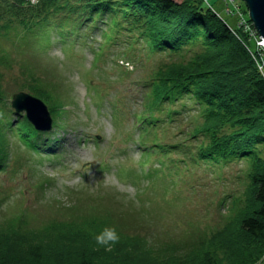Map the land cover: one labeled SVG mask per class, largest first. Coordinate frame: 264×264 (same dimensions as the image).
<instances>
[{"label": "rangeland", "instance_id": "obj_1", "mask_svg": "<svg viewBox=\"0 0 264 264\" xmlns=\"http://www.w3.org/2000/svg\"><path fill=\"white\" fill-rule=\"evenodd\" d=\"M2 1L0 10L14 8ZM204 1L232 31L249 38L248 50L264 76V44H259L264 37L245 3ZM35 3L22 0L16 7L25 11ZM20 17L27 20L25 14ZM96 17L98 25H79L66 37L46 22L32 26L30 34L14 26L15 17L0 21V121L14 125L0 141L6 163L0 171V255L23 257L41 243L24 234L93 220L108 223L129 240L137 236L152 248L169 245L181 251L220 230L246 206L250 163L198 159L205 139L193 136L202 118L191 101L164 104L142 122L150 89L145 81L169 57L149 52L138 35L112 28L107 15ZM20 91L48 106L51 131H38L25 110L13 108L12 97ZM55 104L59 108L53 111ZM16 127L41 135V144H52L50 153L25 148ZM59 238L67 239L44 237L45 251L57 254L62 264H76L71 255L77 249L64 247ZM142 253L134 241L117 243L111 256L128 264H162L156 255Z\"/></svg>", "mask_w": 264, "mask_h": 264}, {"label": "trees", "instance_id": "obj_2", "mask_svg": "<svg viewBox=\"0 0 264 264\" xmlns=\"http://www.w3.org/2000/svg\"><path fill=\"white\" fill-rule=\"evenodd\" d=\"M5 2L8 6L13 4L14 8L0 10V21L15 17L14 26H23L25 33H35L31 27L46 22L63 36L78 32L79 25L99 20L98 14L107 15L112 28L118 32L124 30L138 35L149 52L169 57L158 65L153 77L145 81L150 89L142 122L164 104L191 101L202 118V122L194 126L193 136L201 135L205 139L197 152L198 159L250 163L246 206L233 212L228 222L208 238L204 236L178 251L169 245L152 248L144 244V239L131 236L133 239L129 240L117 230L120 238L124 236L118 243L138 242L142 254L156 255L162 264H256L264 255V76L248 50L249 38L240 30L232 31L204 0H38L26 6L28 12L16 7L22 6V0ZM22 14L27 20L20 17ZM32 19L38 22L31 25ZM69 24L76 27L72 29ZM58 106L53 105V111L58 110ZM186 106V102L182 104ZM177 114L171 112L169 116ZM11 126L14 128L13 124ZM12 127L0 121V141L12 133ZM25 130L26 127L15 128L25 148L35 154L50 153L47 149L52 148L51 143L41 144V135ZM3 156L0 144V171L6 166ZM105 218L112 220L111 216ZM91 222L95 223L68 229H65L66 223L51 224L43 231L24 234V237L34 235L33 239L41 243L28 248L23 257L1 254L0 264H62L57 254L44 249L43 243L47 241L43 238L50 236L67 238L56 241L77 249L71 255H75L76 264H128L111 256L116 244L106 251L95 241V235L110 225ZM46 230L53 231L44 232Z\"/></svg>", "mask_w": 264, "mask_h": 264}, {"label": "water", "instance_id": "obj_3", "mask_svg": "<svg viewBox=\"0 0 264 264\" xmlns=\"http://www.w3.org/2000/svg\"><path fill=\"white\" fill-rule=\"evenodd\" d=\"M247 6L249 18L258 34L264 37V0H242ZM12 106L17 112L26 111L28 121L38 131H51L53 119L48 106L39 98L20 91L12 97Z\"/></svg>", "mask_w": 264, "mask_h": 264}, {"label": "clouds", "instance_id": "obj_4", "mask_svg": "<svg viewBox=\"0 0 264 264\" xmlns=\"http://www.w3.org/2000/svg\"><path fill=\"white\" fill-rule=\"evenodd\" d=\"M94 238L98 245L104 247L106 251H110L119 242L120 234L115 227H105Z\"/></svg>", "mask_w": 264, "mask_h": 264}, {"label": "built area", "instance_id": "obj_5", "mask_svg": "<svg viewBox=\"0 0 264 264\" xmlns=\"http://www.w3.org/2000/svg\"><path fill=\"white\" fill-rule=\"evenodd\" d=\"M243 23L241 22V25ZM256 36V35H255ZM261 46L264 44V43H259ZM257 48V47H256ZM256 51V50H255ZM256 264H264V255L257 261Z\"/></svg>", "mask_w": 264, "mask_h": 264}, {"label": "bare ground", "instance_id": "obj_6", "mask_svg": "<svg viewBox=\"0 0 264 264\" xmlns=\"http://www.w3.org/2000/svg\"><path fill=\"white\" fill-rule=\"evenodd\" d=\"M32 1H36V2H38V0H32ZM98 15V14H97ZM99 22H100V20H98V19H94L93 21H92V24H94V25H98L99 24ZM22 28H24L23 26H22Z\"/></svg>", "mask_w": 264, "mask_h": 264}]
</instances>
